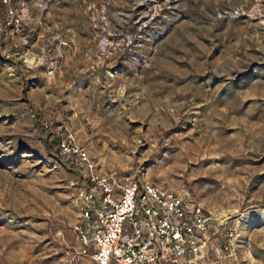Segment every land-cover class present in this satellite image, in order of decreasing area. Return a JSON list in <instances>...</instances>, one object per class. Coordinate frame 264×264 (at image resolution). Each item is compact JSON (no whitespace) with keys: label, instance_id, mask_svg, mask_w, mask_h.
I'll return each mask as SVG.
<instances>
[{"label":"rangeland","instance_id":"rangeland-1","mask_svg":"<svg viewBox=\"0 0 264 264\" xmlns=\"http://www.w3.org/2000/svg\"><path fill=\"white\" fill-rule=\"evenodd\" d=\"M77 149L215 215L201 264H264V0H0V264H68Z\"/></svg>","mask_w":264,"mask_h":264},{"label":"built area","instance_id":"built-area-1","mask_svg":"<svg viewBox=\"0 0 264 264\" xmlns=\"http://www.w3.org/2000/svg\"><path fill=\"white\" fill-rule=\"evenodd\" d=\"M75 152L86 173L74 226L81 244L73 247L68 264H78L84 255L94 264L202 263L213 230L222 223L215 215L158 184L100 172L83 149ZM225 229L234 235V227Z\"/></svg>","mask_w":264,"mask_h":264}]
</instances>
